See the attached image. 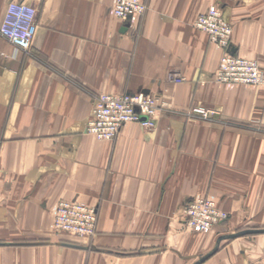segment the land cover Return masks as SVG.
Instances as JSON below:
<instances>
[{"label": "crops", "instance_id": "0c3cea01", "mask_svg": "<svg viewBox=\"0 0 264 264\" xmlns=\"http://www.w3.org/2000/svg\"><path fill=\"white\" fill-rule=\"evenodd\" d=\"M13 2L38 30L28 53L0 36V264H264V233L233 237L264 230V81L218 82L225 51L195 27L220 6L264 72V0H146L133 30L116 0H0V27ZM134 93L158 98L153 129L87 132L97 95ZM201 197L229 214L206 233L185 224ZM71 200L97 208L93 237L55 230Z\"/></svg>", "mask_w": 264, "mask_h": 264}, {"label": "built area", "instance_id": "2783aa9c", "mask_svg": "<svg viewBox=\"0 0 264 264\" xmlns=\"http://www.w3.org/2000/svg\"><path fill=\"white\" fill-rule=\"evenodd\" d=\"M146 0H116L114 15L130 24L131 18L141 17L147 11ZM37 9L26 3H10L0 27V36L8 40L16 52L28 53L32 49L37 34ZM195 27L205 32L211 43L224 49L221 65L214 78L221 83H239L249 86L260 85L264 72L257 60H250L233 53V27L226 20L223 9L212 5L207 12L200 14ZM170 80L182 82L186 79L172 73ZM157 97L145 93L124 95L99 94L95 97L92 116L87 124V132L103 141L113 140L127 123H138L144 131L155 127L158 111ZM193 112L205 119L218 115L215 109L195 107ZM229 214L209 198L192 199L185 210V224L196 232H209L224 223ZM98 223L96 207L77 200L61 201L58 204L54 227L57 232L68 233L82 239L95 235Z\"/></svg>", "mask_w": 264, "mask_h": 264}, {"label": "water", "instance_id": "95a60500", "mask_svg": "<svg viewBox=\"0 0 264 264\" xmlns=\"http://www.w3.org/2000/svg\"><path fill=\"white\" fill-rule=\"evenodd\" d=\"M245 233H264V230H250V231H246L244 233H240L238 235H234L233 237L235 236H239V235H242V234H245ZM214 252H211L209 254H207L205 257H203L198 263L196 264H201L203 261H205L207 258H209Z\"/></svg>", "mask_w": 264, "mask_h": 264}]
</instances>
